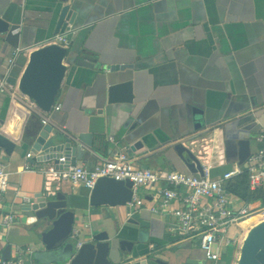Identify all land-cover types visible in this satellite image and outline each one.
Wrapping results in <instances>:
<instances>
[{
	"label": "crops",
	"instance_id": "0c3cea01",
	"mask_svg": "<svg viewBox=\"0 0 264 264\" xmlns=\"http://www.w3.org/2000/svg\"><path fill=\"white\" fill-rule=\"evenodd\" d=\"M57 1L0 0V15L20 24L23 35L20 50L0 46V69L11 68L16 79L10 93H0V132L15 143L10 154L0 148V161L10 172L2 206L4 213L19 217L18 223L0 228V253L10 245L11 257L20 248L29 250L33 261L35 252L44 247L21 215L22 196H29L33 203L56 192L67 196L76 217L72 236L82 244L98 232H106L118 242L130 240L129 234L139 230L127 223L126 208L92 207L87 189L49 178L45 171L54 162L39 160L40 153L27 144L42 126V118L27 106L18 83L31 52L51 45L58 35L54 34ZM67 2L79 10L81 31L88 36L87 49L102 61L95 68L67 66L56 100L61 108L48 113L50 125L59 131L89 134L93 140V149H86L77 165L91 169L123 150L136 167L191 175L175 150L177 144H183L217 178L238 164L240 140L250 141L251 153L258 148L257 137L264 128V0ZM13 56L15 62L8 67ZM105 65L131 66V103H108L109 80L114 74ZM26 162L29 171L23 170ZM164 187V183H156L153 190L139 188L141 203L132 212L138 211L148 234L146 243L137 239L132 250L141 248L162 262L153 264H214L206 260L197 238L182 233L170 211H150ZM177 191L179 195L188 193L183 187ZM261 202L247 207H262ZM181 206L175 201L172 209ZM244 222L225 234L234 244L222 246L215 264L237 263L246 232L253 226H243ZM129 251L114 244L110 264H118L119 257H131Z\"/></svg>",
	"mask_w": 264,
	"mask_h": 264
},
{
	"label": "water",
	"instance_id": "95a60500",
	"mask_svg": "<svg viewBox=\"0 0 264 264\" xmlns=\"http://www.w3.org/2000/svg\"><path fill=\"white\" fill-rule=\"evenodd\" d=\"M68 0H58L54 11L56 26L54 34L65 35L67 47L56 44L35 49L30 54L29 64L20 80V92L33 99L42 111L50 113L63 82L67 66H81L95 68L101 66L102 61L98 56L87 49L85 39L88 36L81 31V16L74 3ZM65 3V4H64ZM22 27L20 24L11 23L0 15V46L12 51L20 50L23 45ZM113 73L108 86V103H131L134 94L132 81L128 79L131 66H103ZM0 69V81L5 80L9 85H15L16 79L10 71ZM129 123L125 125L128 127ZM29 145L34 152L40 153L39 160L54 162L62 168L59 162L66 158V164L75 166L77 161L85 155L86 149H93L94 142L89 134L78 136L59 131L54 126L42 125L30 138ZM238 164H244L251 155L250 141H239ZM0 148L7 154L15 149V143L0 132ZM175 150L187 172L191 175H203V163L197 156L183 144H177ZM187 153V156L183 155ZM245 166V165H244ZM147 168V167H145ZM89 192V203L92 207L115 208L124 207L129 215L127 223L138 226V234L130 233V240L110 238L106 232H98L90 236L79 248L77 241L72 236L76 222L75 213L69 198L61 192L41 196L36 202L22 204L21 215L27 219L30 231L40 238L44 250L35 252L33 258L42 264H110L109 255L114 244L119 247L129 248L131 257L125 260L118 258V264H153L162 263L151 258L149 254L131 247L135 241L146 243L147 231L138 211H133L128 205L132 202V182L120 181L112 178H100L95 187ZM131 248V249H130ZM11 246L7 245L2 251V258L9 260ZM236 264H264V220L250 228L240 247Z\"/></svg>",
	"mask_w": 264,
	"mask_h": 264
},
{
	"label": "built area",
	"instance_id": "2783aa9c",
	"mask_svg": "<svg viewBox=\"0 0 264 264\" xmlns=\"http://www.w3.org/2000/svg\"><path fill=\"white\" fill-rule=\"evenodd\" d=\"M52 44L67 47L65 35L58 34ZM14 62L15 57L13 56L8 60V67L13 66ZM11 91L12 86L5 80H1L0 93H10ZM25 98L27 106L42 118V125L50 124L48 113L42 111L33 99L27 96ZM60 108V104H55L52 110L59 111ZM110 141L116 143L113 138H110ZM257 141L259 146L251 153L244 163L245 166L235 164L229 171L217 178L211 177V168L207 164L203 166V175H189L181 172L164 173L149 168L136 167L132 158L123 150L115 151L110 158L91 169L77 164L75 166L66 164V158L62 157L59 159V162L64 164L62 168L53 165L48 167L45 173L52 180L69 182L73 186H82L88 191L94 189L100 178L128 180L132 182L133 199L128 204L132 209L137 208L141 203L138 200L140 187L153 190L156 183H164L165 187L157 193V204L151 205L150 211L154 214L170 211L177 219L182 233L185 236L197 238L206 260L215 264L221 257L222 246L234 244L233 238L230 239L231 237L225 235L232 226L246 221L255 214L264 216V212H262L264 206L261 208H248V204L239 206L237 202L241 201L226 190L227 183L242 174L244 170L248 172L250 191L255 192L264 188V128L260 130ZM29 158H31V154L27 155V159ZM23 170H30L28 162L25 163ZM9 180L10 172L0 161V228H7L19 221L18 215L12 212H3L2 200L9 190ZM177 187L187 189L188 193L179 195ZM21 199L22 204L33 203L29 196H22ZM175 201L181 202L182 206L172 209V204ZM81 245L80 241L76 243L77 248ZM29 253V250L16 248L9 260H4L0 253V264H42L30 260ZM64 264H70V262Z\"/></svg>",
	"mask_w": 264,
	"mask_h": 264
},
{
	"label": "trees",
	"instance_id": "16d2710c",
	"mask_svg": "<svg viewBox=\"0 0 264 264\" xmlns=\"http://www.w3.org/2000/svg\"><path fill=\"white\" fill-rule=\"evenodd\" d=\"M229 171L226 169L224 172ZM223 172V173H224ZM249 176L248 172L244 170V172L234 178H232L226 186L227 192L241 200L244 204H250L256 201H262L264 205V191L263 189L252 192L249 190Z\"/></svg>",
	"mask_w": 264,
	"mask_h": 264
},
{
	"label": "bare ground",
	"instance_id": "6f19581e",
	"mask_svg": "<svg viewBox=\"0 0 264 264\" xmlns=\"http://www.w3.org/2000/svg\"><path fill=\"white\" fill-rule=\"evenodd\" d=\"M263 219H264V217L261 216V215H253L250 218H248L242 225L243 226H247L249 224H252L254 226L255 224H257L260 221H262ZM246 233H248V232H246Z\"/></svg>",
	"mask_w": 264,
	"mask_h": 264
},
{
	"label": "rangeland",
	"instance_id": "374dc122",
	"mask_svg": "<svg viewBox=\"0 0 264 264\" xmlns=\"http://www.w3.org/2000/svg\"><path fill=\"white\" fill-rule=\"evenodd\" d=\"M261 204H262V202H261ZM263 206H264V205H262V207H263ZM260 208H261V207H260ZM262 212H264V211H262ZM255 215H260V214H255ZM261 216H262V215H261ZM263 217H264V216H263ZM263 220H264V219H263ZM249 230H250V228H249ZM249 230H248V231H249Z\"/></svg>",
	"mask_w": 264,
	"mask_h": 264
}]
</instances>
